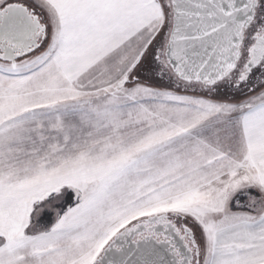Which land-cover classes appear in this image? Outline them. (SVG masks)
Returning <instances> with one entry per match:
<instances>
[{
	"label": "snow or ice",
	"instance_id": "1",
	"mask_svg": "<svg viewBox=\"0 0 264 264\" xmlns=\"http://www.w3.org/2000/svg\"><path fill=\"white\" fill-rule=\"evenodd\" d=\"M0 264H264V0H0Z\"/></svg>",
	"mask_w": 264,
	"mask_h": 264
}]
</instances>
